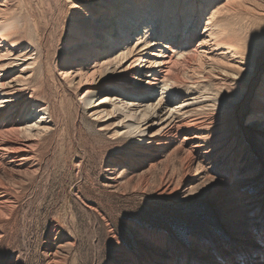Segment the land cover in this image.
Wrapping results in <instances>:
<instances>
[{
    "label": "bare ground",
    "instance_id": "6f19581e",
    "mask_svg": "<svg viewBox=\"0 0 264 264\" xmlns=\"http://www.w3.org/2000/svg\"><path fill=\"white\" fill-rule=\"evenodd\" d=\"M11 1L0 0V7L13 6ZM38 2L49 17L51 44L58 36L54 12L67 10L71 32L74 23L80 24L75 30L78 34L75 45L55 50L56 57L61 54L62 76L68 77L71 59L85 54L93 57V71L78 73L81 77L78 84L91 83L99 75L98 81L85 91L83 97L88 98L82 105L90 106L100 90L110 88L107 91L110 98L97 104L94 114L98 116L103 113L101 108L111 106L115 107L114 113L123 112L128 121L133 120L120 135L142 139V145L127 143L143 156L142 161L127 165L132 172L143 175L139 184L147 185L146 175L168 152L172 159L159 177L162 191L174 188L178 182L192 183L196 176L192 172L196 171L208 184L207 201L216 203L217 234L210 229L208 238L197 241L192 249L178 245L171 249L169 241L160 238L142 241L138 254H130L122 264H264V84L256 94L247 129L229 123L223 105L237 90L246 89L247 79L255 75L251 74L253 66L245 58H240L244 68L206 64L204 37L196 35V26L206 16L201 28L209 30L215 44L225 47L224 51L229 50L231 55L250 56L247 23L255 17L264 19V0ZM20 24L26 28V34L15 30ZM33 25L16 15L0 18V40L9 38L12 47L6 49L7 55H0V243L15 223L22 190L39 177L41 166L36 152L60 130L57 105L50 100L41 74H26L33 69V61L41 57L47 43L38 24ZM18 45L21 49L14 51ZM159 45L162 50L152 61H146L150 49ZM169 53L175 54L176 60ZM20 62H23L20 73L25 78L8 81V71L17 68ZM144 62L152 67L146 75L141 71ZM37 75L41 80L38 89L32 85ZM242 92L241 96L245 90ZM125 99L133 102L123 103ZM154 126L158 129L146 135L145 130ZM237 129L243 133L247 145L236 139ZM135 153L120 157L118 165L114 160L111 170L126 172L122 168L127 169L125 162H133ZM116 177L106 178L103 187L117 188L120 182ZM63 234L59 227L50 230L54 237H49V241L54 250L46 252L51 264H60L55 249L62 246Z\"/></svg>",
    "mask_w": 264,
    "mask_h": 264
},
{
    "label": "rangeland",
    "instance_id": "374dc122",
    "mask_svg": "<svg viewBox=\"0 0 264 264\" xmlns=\"http://www.w3.org/2000/svg\"><path fill=\"white\" fill-rule=\"evenodd\" d=\"M11 3L13 6L7 9L0 7V18L16 15L31 26L33 23L38 24L37 27L47 41L41 57L33 61V69L26 74H41L50 100L57 105L59 129L62 130H59L56 136L45 140L36 152V160L41 166L40 178L37 176L29 182L30 184L27 183L21 192L16 215L14 214L15 223L0 243V264H51L46 251L54 250L52 242L49 241V237H54L50 235L53 227H59L64 232L60 238L62 249H55L60 264H122L130 254H138L142 241L153 242L154 239L160 238L169 241L171 249L176 245L192 249L197 241L208 238L210 229H214L217 234L216 203L207 201L208 184H205L203 175L198 176V173L193 171L192 174L196 176L192 183L178 182L174 188L163 192L159 177L172 159L166 152L164 158H161V163L146 175L147 185H140L139 181L143 179V175L132 172L127 165L133 166L134 162L142 161L143 156L127 143L142 145V139H129L120 135L125 131L127 124H133V120L128 121L123 112L114 113L115 107L111 106L101 108L103 113L98 116L94 114L93 108L105 98H110L107 94V91H111L110 88L100 90L91 105L83 107V101L88 98L83 95L92 87L91 83L98 81L99 75H95L91 83L85 84L83 81L78 84L81 81L78 73L93 71V57L89 58L85 54L80 58L71 59L72 64L67 66L69 75L63 78L60 69L63 64L60 61L61 54L56 57L55 50L59 51L64 47L69 49L75 45V39L78 37L75 30L80 24L74 23V31L71 32L72 22L68 20L67 10L54 12L57 14H53L56 20L54 29L57 30L58 36L51 44L52 36L47 20L49 17L44 6L38 0H13ZM205 17L203 16L200 25L196 26V35L204 37L206 64L213 62L228 69L244 68L240 58H245L246 62L253 66L251 74L255 75L247 79L246 89L237 90L232 99L223 105L227 108L224 112L229 123H236L237 126L242 125L243 129H247L246 125L250 124L254 113L256 94L264 84V19L255 17L247 23L250 30L248 42L251 47L248 53L250 56L244 57L243 54L231 55L229 50L226 53L225 47L215 44L216 39L209 35V30L201 28ZM15 30L26 34V28L22 27V24ZM9 41V38L3 42L0 40V55H7L6 49L12 48ZM19 46H16L14 51L21 49ZM161 47L159 45L151 48L146 61H152L157 52L162 50ZM35 52L38 53L37 48ZM174 55L171 56L172 60L177 58ZM22 63L20 62L14 70L8 71V81L25 78L20 73ZM143 66V75L152 70L146 62ZM103 72L107 73L109 70ZM40 81L37 75L32 85L39 88ZM241 90H245L243 96ZM124 102L130 105L133 101L125 99ZM111 104L113 105V102ZM129 109L133 110L132 107ZM157 129L158 126H154L145 130V133L149 135ZM235 134L241 144L247 145L239 129ZM130 153L137 154V157H132L133 162H125L128 170H122L126 172L119 174L111 170L114 167H110V164L114 160L117 161ZM114 177L120 182L117 188L103 187L106 178ZM65 242L69 245H65Z\"/></svg>",
    "mask_w": 264,
    "mask_h": 264
}]
</instances>
